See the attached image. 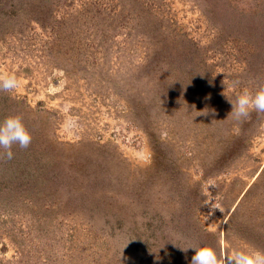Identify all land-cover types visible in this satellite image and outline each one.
<instances>
[{"label": "rangeland", "instance_id": "374dc122", "mask_svg": "<svg viewBox=\"0 0 264 264\" xmlns=\"http://www.w3.org/2000/svg\"><path fill=\"white\" fill-rule=\"evenodd\" d=\"M0 74V264L264 251V0H0Z\"/></svg>", "mask_w": 264, "mask_h": 264}, {"label": "clouds", "instance_id": "9594fccd", "mask_svg": "<svg viewBox=\"0 0 264 264\" xmlns=\"http://www.w3.org/2000/svg\"><path fill=\"white\" fill-rule=\"evenodd\" d=\"M18 86L19 81L15 74H0V92L11 93ZM229 102L232 111L228 116H233L237 121L249 117L252 111L257 114L264 113V85L254 92L245 87L234 102ZM31 141V132L19 114L9 115L0 121V159L11 160L14 157V146L27 149ZM189 248L195 250L191 264H264V251L234 250L231 254L218 256L216 250L208 245H192L181 250L187 251Z\"/></svg>", "mask_w": 264, "mask_h": 264}]
</instances>
